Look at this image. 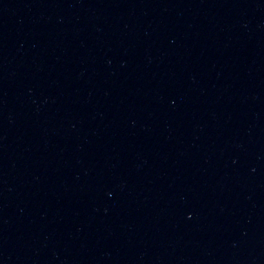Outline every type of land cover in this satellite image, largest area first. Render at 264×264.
Here are the masks:
<instances>
[{
	"label": "water",
	"instance_id": "water-1",
	"mask_svg": "<svg viewBox=\"0 0 264 264\" xmlns=\"http://www.w3.org/2000/svg\"><path fill=\"white\" fill-rule=\"evenodd\" d=\"M0 264H264V0H0Z\"/></svg>",
	"mask_w": 264,
	"mask_h": 264
}]
</instances>
